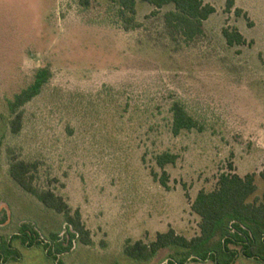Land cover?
<instances>
[{
	"label": "rangeland",
	"instance_id": "374dc122",
	"mask_svg": "<svg viewBox=\"0 0 264 264\" xmlns=\"http://www.w3.org/2000/svg\"><path fill=\"white\" fill-rule=\"evenodd\" d=\"M203 1L216 13L189 42L166 25L172 5L154 15L139 1L138 27L125 31L115 0H91L89 7L79 0H0V264H57L43 246L23 244L17 236L24 229L60 249L62 264H169L177 249L139 262L125 246L150 244L170 229L188 240L200 235L192 204L231 169L255 173L251 201L262 197L264 0H235L230 14L226 0ZM224 28H237L246 45H228ZM41 68L52 77L19 110L22 128L14 134L9 103ZM175 102L202 132L173 135ZM166 152L179 156L165 169L168 189L152 175L162 174L156 156ZM17 161L36 164V187L80 211L91 245L12 179ZM9 245L21 258L8 254ZM235 264L264 263L240 255Z\"/></svg>",
	"mask_w": 264,
	"mask_h": 264
},
{
	"label": "trees",
	"instance_id": "16d2710c",
	"mask_svg": "<svg viewBox=\"0 0 264 264\" xmlns=\"http://www.w3.org/2000/svg\"><path fill=\"white\" fill-rule=\"evenodd\" d=\"M139 1L153 6L154 15L172 5L173 10L165 15L166 25L189 42L204 34V23L216 13L215 7L203 0H115L125 31L138 27L136 17ZM79 2L89 7L91 0ZM235 7V0H226V13H232ZM235 13L238 17L244 16L249 20L248 14L242 9L237 8ZM223 35L230 46L247 43L237 28H224ZM51 77L49 68L39 69L34 82L9 103L10 111L16 116L11 123L14 134H18L22 128V115L18 113L19 110L41 94ZM172 114L174 136H180L186 131H203L200 123L189 114L182 103L173 104ZM178 159V155L170 152L156 156V163L163 172H153L152 175L166 189L169 188L170 177L165 169L169 165H176ZM37 170L36 164L17 161L11 165L10 175L24 191L35 196L45 207L63 215L74 232L73 235L79 236L85 245H91L90 232L83 223L80 211L73 213L64 199L54 192L40 191L35 185L34 173ZM256 177L255 173L242 177L231 169L230 172L220 175L214 190L199 192L192 204L193 212L200 217V235L197 237L188 240L170 229L166 233L158 234L156 240L150 244L143 241L128 242L124 249L125 254L136 261L148 262L162 250L174 248L178 250L179 258L170 259L169 264H188L190 261L235 264L240 255L264 263V193L261 198L251 201L258 191ZM260 177L264 181V172ZM17 237L27 247L43 246L57 264H62L59 261L61 250L54 249L50 243L42 241L33 229H24ZM7 252L11 257L21 258V253L12 245H9ZM0 255V261H5L4 254Z\"/></svg>",
	"mask_w": 264,
	"mask_h": 264
}]
</instances>
